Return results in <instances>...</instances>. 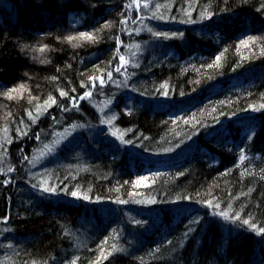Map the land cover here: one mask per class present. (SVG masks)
<instances>
[{
    "label": "trees",
    "instance_id": "1",
    "mask_svg": "<svg viewBox=\"0 0 264 264\" xmlns=\"http://www.w3.org/2000/svg\"><path fill=\"white\" fill-rule=\"evenodd\" d=\"M139 3L0 0V264H264V0Z\"/></svg>",
    "mask_w": 264,
    "mask_h": 264
},
{
    "label": "snow or ice",
    "instance_id": "2",
    "mask_svg": "<svg viewBox=\"0 0 264 264\" xmlns=\"http://www.w3.org/2000/svg\"><path fill=\"white\" fill-rule=\"evenodd\" d=\"M133 3L136 4L137 8L139 9V7H140L139 0H133ZM143 7H145V8L148 7L147 3H145L143 5ZM122 23H123V21H122ZM107 26H110V25H106V27ZM153 35H155V36H161V35L167 36V34H162V33H153ZM173 35H175V34H173ZM81 38H86V39H89V40H94L95 39V37L91 33H83V34H81ZM68 39L71 41V40H73L75 38L68 37ZM117 42L119 43V40H117ZM120 60H121V64L122 65L123 64H127V61L125 60V58L123 56L120 57ZM217 61H219V57H217ZM115 70L117 72H120L121 69H120V67H117ZM108 75H109V78H110L111 77V73H109ZM90 79H93V78H90ZM101 83H103V80L102 79H101ZM20 87L23 88V86H20ZM162 87H164V86H162ZM15 91H17V89H12V90H10L9 93H6V95H8V97L11 99V98H13L12 95H11V92H15ZM60 95L61 96H67L68 94L66 92H61ZM89 95H90V93H85L84 94V97H87ZM84 97H81V98H84ZM49 101L52 104L56 103L55 99H53L52 97H49ZM45 103L48 104V102H45ZM261 107H264V105H262ZM38 110H39V108H38ZM107 122L110 123L111 121H107ZM241 159H243V156L241 157ZM8 171H12V169L9 168ZM49 190L50 189H48V188H44L43 189V191H46V192L49 191ZM71 195L74 196V197H77L78 196V193L77 192H72ZM82 198L83 199H88V197L86 195L83 196ZM217 207H218V205H217ZM218 214L221 215L224 219H229L228 213H226V212H221V213H218ZM231 219H233V220H239L240 219V216L237 213L233 217H231ZM242 223L245 224V225H248L251 229L255 230L257 232V234L264 233V228L256 229L255 224H250L249 223V220H247V219H244L242 221ZM72 264H76V262L73 261Z\"/></svg>",
    "mask_w": 264,
    "mask_h": 264
}]
</instances>
